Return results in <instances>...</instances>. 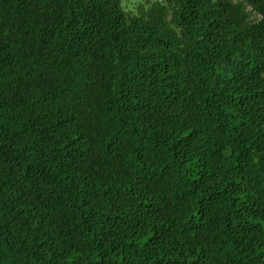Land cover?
I'll return each mask as SVG.
<instances>
[{
	"label": "trees",
	"instance_id": "16d2710c",
	"mask_svg": "<svg viewBox=\"0 0 264 264\" xmlns=\"http://www.w3.org/2000/svg\"><path fill=\"white\" fill-rule=\"evenodd\" d=\"M0 264H264V0H0Z\"/></svg>",
	"mask_w": 264,
	"mask_h": 264
},
{
	"label": "rangeland",
	"instance_id": "374dc122",
	"mask_svg": "<svg viewBox=\"0 0 264 264\" xmlns=\"http://www.w3.org/2000/svg\"><path fill=\"white\" fill-rule=\"evenodd\" d=\"M138 0H121V4L123 7L134 5Z\"/></svg>",
	"mask_w": 264,
	"mask_h": 264
}]
</instances>
